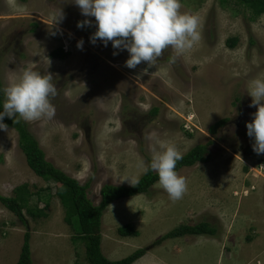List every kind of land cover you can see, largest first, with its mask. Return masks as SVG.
<instances>
[{"label": "rangeland", "instance_id": "obj_1", "mask_svg": "<svg viewBox=\"0 0 264 264\" xmlns=\"http://www.w3.org/2000/svg\"><path fill=\"white\" fill-rule=\"evenodd\" d=\"M180 3L182 12L200 17V41L175 62L167 49L141 75L147 65L127 68L126 49L90 41L95 18L83 16L74 0H0L3 96L8 77L30 65L53 74L54 120L43 127L22 121L48 162L80 185L88 184L94 205L102 186H131L126 179L144 174L138 163L151 162V131L175 143L183 155L210 142L208 163L178 171L188 182L182 199L173 202L156 182L148 192L106 208L101 250L107 259L148 247L180 225L208 223L215 235L166 239L133 264H264V154L253 151L254 138L246 128L256 112L249 106V84L264 78V14L252 22L246 11L221 0ZM59 8L63 19L54 22ZM85 19L91 26L78 28ZM229 38L236 39L232 48ZM58 48L67 53L64 59L49 56ZM98 97L106 99L108 110L97 106ZM221 119L228 123L209 134V126ZM17 142L14 129L0 130V195L12 197L14 188L28 184L31 192H39L38 208L48 203L46 216L36 221L23 212L31 233V264H86L84 244L73 240L77 223L71 228L64 222L53 188L45 190L47 183L28 168ZM124 225L137 235L119 236ZM25 231L0 204V264L16 263Z\"/></svg>", "mask_w": 264, "mask_h": 264}, {"label": "clouds", "instance_id": "obj_2", "mask_svg": "<svg viewBox=\"0 0 264 264\" xmlns=\"http://www.w3.org/2000/svg\"><path fill=\"white\" fill-rule=\"evenodd\" d=\"M74 3L83 16L95 18L96 31L90 41L95 44L99 39L105 46L110 41L114 49H126L129 53L125 61L127 68L135 69L141 63L147 65L141 75L148 74V69L155 66L167 49L172 50L170 61L175 62L201 39L200 17L182 12L180 0H74ZM62 19L63 12L59 8L54 22ZM91 23L85 19L78 22L77 27L91 26ZM82 45V40L77 42L78 48L82 49ZM8 81L3 110L0 111V130L7 131L8 126L3 123L5 117L13 119L19 116L29 123L39 122L42 127L54 120L56 107L52 100L58 95V90L52 73H41L30 65L18 74L12 73ZM248 94L252 98L249 106H255L256 112L252 121L246 123L247 135L254 138L253 151L264 154V78L253 79ZM105 100L103 97L96 98L101 110H108ZM118 108L119 103L113 111ZM147 138L152 141L149 145L151 162L145 166L141 160L138 167L145 168V171L150 167L157 173L159 184L170 200L182 199L188 182L175 169L183 154L175 143L161 140L155 130ZM131 142L135 144V141ZM126 181L135 187L139 178L133 176Z\"/></svg>", "mask_w": 264, "mask_h": 264}, {"label": "trees", "instance_id": "obj_3", "mask_svg": "<svg viewBox=\"0 0 264 264\" xmlns=\"http://www.w3.org/2000/svg\"><path fill=\"white\" fill-rule=\"evenodd\" d=\"M221 2L231 3L238 9L246 11L248 19L252 22L264 14V0H221ZM226 43L228 47L232 48L236 43V39L229 38ZM49 56L51 58L64 59L67 53L58 48L52 51ZM3 101L4 96L0 83V111L3 110ZM3 123L17 132V145L24 155L28 168L35 176L47 183L45 190L53 188V195L59 200L64 210V222L71 228L74 222L77 223L78 228L77 231L75 230L73 240H79L84 244L86 264H133L166 239L200 235L213 236L216 234V230L208 223H200L194 226L180 225L156 239L148 247L140 248L120 260L111 261L107 259L101 250V218L103 212L115 201L148 192L156 182H159L157 173L149 167L139 178V183L135 187L102 186L99 191L100 201L97 205H94L88 198V184L80 185L78 181L67 176L48 162L35 137L19 116H15L13 119L5 117ZM227 123L228 119L218 120L209 126L208 133L211 135L216 134ZM209 143L198 144L191 148L183 155V159L177 162L175 170L178 172L182 168L208 163L210 161L209 152L207 151ZM13 194L12 197L0 195V204L14 214L26 228L20 253L15 264H31V233L27 230L28 223L23 212L25 211L33 221H36L38 218L46 216L45 209H47L48 203L43 208H38L37 203L40 201V198H38L39 192H31L28 184L17 186L14 188ZM33 199H37V201L30 205V202L34 201ZM118 234L121 237H127L136 236L137 232L130 225H124L118 228Z\"/></svg>", "mask_w": 264, "mask_h": 264}, {"label": "crops", "instance_id": "obj_4", "mask_svg": "<svg viewBox=\"0 0 264 264\" xmlns=\"http://www.w3.org/2000/svg\"><path fill=\"white\" fill-rule=\"evenodd\" d=\"M220 236V235H219ZM224 237V235H222V238ZM220 246L222 247L223 245L220 243ZM147 254V253H146ZM145 256V255H144Z\"/></svg>", "mask_w": 264, "mask_h": 264}]
</instances>
